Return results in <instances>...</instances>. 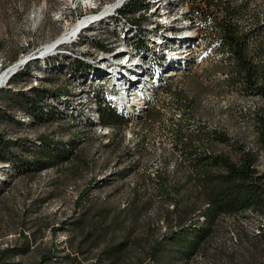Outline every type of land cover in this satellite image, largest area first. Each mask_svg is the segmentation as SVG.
I'll return each instance as SVG.
<instances>
[{"label": "rangeland", "instance_id": "obj_1", "mask_svg": "<svg viewBox=\"0 0 264 264\" xmlns=\"http://www.w3.org/2000/svg\"><path fill=\"white\" fill-rule=\"evenodd\" d=\"M115 1L0 0V71L25 56L31 70L3 88L9 94L28 93L32 87L61 93L58 102L46 100L59 117L47 113L44 120H34L0 94V135L37 145L47 137L66 158L21 174L0 161V255L8 250L0 264H264V240L256 233L263 212L219 216L213 234L190 260L176 254L171 241L174 232L204 221L200 215L210 187L192 165L194 154L226 155L240 163L251 152L264 172V99L225 82L228 62L218 50L221 40L213 27L197 21V11L212 16L213 3L221 0L191 1L195 34L188 44L179 40L169 48L180 61L166 56V71L174 75L150 95L145 115L129 118L117 109L128 121L118 128L86 115L76 95L85 96L90 88L82 87V78H75L68 66L80 59L102 76L103 64L127 56L115 55L116 47L128 44L123 19L105 16L80 34L75 41L80 45H60L45 57L37 54L82 18L101 16ZM232 1L245 5L242 29L264 26V0ZM98 85L103 93L108 89ZM89 107L94 110L95 104ZM217 133L230 141L219 142Z\"/></svg>", "mask_w": 264, "mask_h": 264}, {"label": "trees", "instance_id": "obj_2", "mask_svg": "<svg viewBox=\"0 0 264 264\" xmlns=\"http://www.w3.org/2000/svg\"><path fill=\"white\" fill-rule=\"evenodd\" d=\"M213 4L215 10L212 16L197 11L196 17L199 24L204 20L213 27L215 35L221 40L218 50L227 55L228 62L225 65L228 69L227 73L224 72L227 76L225 82L233 87L242 88L245 94H253L264 99V60H262L264 57V26L262 23H257V26L249 29L241 28L239 21L242 16L241 10L245 6L243 4L234 5L232 0H221L218 4L215 2ZM149 6L145 0H133L126 6L127 8L121 10V13H135ZM95 44L92 42L93 46ZM100 50L110 51L104 46ZM60 63V61L53 60L52 64ZM92 67L75 59L69 63L68 69L75 78H82L93 70ZM24 70L31 73L29 63L12 77L8 85L15 84V77L24 75ZM0 94L12 107L19 108L21 112L28 114L34 120H44L47 113L53 116L58 112L53 105L49 106L46 100L53 98L58 102L61 98V93H53L38 87H32L28 93L12 94L2 88ZM96 98L100 122L103 126L118 128L128 124V121L121 117L99 92L96 93ZM54 116L59 117L55 114ZM215 138L222 143L230 141L226 135L221 133H217ZM260 140L264 147V117L261 122ZM26 153L32 154V158L25 157ZM62 159L66 158L57 154L56 146L47 137H41L37 145L36 143L27 144V140L21 138L6 140L0 135V161L10 162L20 174L45 170L55 166ZM255 162L254 154L251 152H245L240 163L234 162L226 155H193V167L202 172V177L210 187L207 207L200 215L204 219L203 222H197L189 229L183 228L180 232L172 234L171 241L176 254L181 255L185 260H190L213 234V226L219 216L239 215L248 211L264 213V172L261 173L257 169ZM210 169H213V172L207 171ZM260 237L264 240V231ZM7 252L8 250L1 252L0 262ZM50 258V255L44 256L41 262Z\"/></svg>", "mask_w": 264, "mask_h": 264}, {"label": "bare ground", "instance_id": "obj_3", "mask_svg": "<svg viewBox=\"0 0 264 264\" xmlns=\"http://www.w3.org/2000/svg\"><path fill=\"white\" fill-rule=\"evenodd\" d=\"M132 1L133 0H116L103 9L100 14L101 16L96 14L82 18L72 29L69 27L71 30L66 31V33L58 37L57 40L44 45V47L40 49V52L37 53L45 57L57 50L60 45L74 43L77 38H79L80 34L88 30L91 23H97L105 16L106 18L112 17L115 21L123 19V27H125L129 36V38L127 37L128 44L126 48L116 47L115 55L127 56H123L119 60H114V62H112L114 64L110 62L103 64L102 76L99 75L100 73H97L99 71L98 69L92 70L90 73L83 76L80 83L82 87L87 89L90 88L88 91L89 93L84 94L85 96H83V94L76 95L77 100L74 98L81 108L85 107L86 110H91V112L94 113L91 115L92 117H90L88 111L86 112V115L92 120L95 119L94 117H97L99 122L101 120L96 98L97 92H99L113 108L126 113L127 117L130 115L140 117L141 114L145 115L148 113L149 105L146 102L150 99V95L160 88L165 83V80L171 77V75H174V72H172L173 70L166 71V68H168L166 67L168 63L166 56L169 55L171 58L173 57V60L176 58V56H171L172 53H170L171 49L169 50V48H175V46L179 44V40L187 42L191 39L189 36L195 34V29L193 28V25L195 27V15L191 9V7H193L191 4L192 0H145L146 3L150 5L148 8L140 11L136 10L137 12L135 13L128 12L122 14L121 10L125 9ZM37 18L36 21L39 22L40 14ZM182 28H186L185 31L180 30ZM79 42L81 41L75 43L80 45ZM182 43V45H184V42ZM188 43L189 41L187 44ZM26 57L27 56L20 58L0 71V89L8 84L10 81V79H8L9 75L14 70L18 69L19 71L22 66L29 63H22ZM176 59L180 61V58ZM97 84H100L98 86L103 88L108 87V89L106 88L107 90L103 93V89L96 88ZM71 97L73 96L71 95ZM92 103L95 104L94 110L92 109L93 106L91 108L89 107ZM263 231L264 219L262 220L260 229L256 230V233L261 235Z\"/></svg>", "mask_w": 264, "mask_h": 264}, {"label": "water", "instance_id": "obj_4", "mask_svg": "<svg viewBox=\"0 0 264 264\" xmlns=\"http://www.w3.org/2000/svg\"><path fill=\"white\" fill-rule=\"evenodd\" d=\"M27 61H29L28 59H25L22 61V63H27ZM18 69L14 70L10 75H9V78L8 79H12V77L17 73ZM1 88V87H0Z\"/></svg>", "mask_w": 264, "mask_h": 264}, {"label": "built area", "instance_id": "obj_5", "mask_svg": "<svg viewBox=\"0 0 264 264\" xmlns=\"http://www.w3.org/2000/svg\"><path fill=\"white\" fill-rule=\"evenodd\" d=\"M191 9L193 10V7H191ZM76 24H77V23H76ZM74 25H75V24H74ZM72 28H73V26L71 27V29H72ZM71 29H70V30H71ZM124 83H125V82H124Z\"/></svg>", "mask_w": 264, "mask_h": 264}]
</instances>
